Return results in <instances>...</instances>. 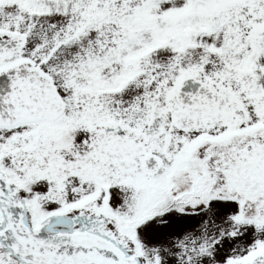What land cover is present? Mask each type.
Segmentation results:
<instances>
[{
	"label": "snow or ice",
	"instance_id": "obj_1",
	"mask_svg": "<svg viewBox=\"0 0 264 264\" xmlns=\"http://www.w3.org/2000/svg\"><path fill=\"white\" fill-rule=\"evenodd\" d=\"M0 264H264V0H0Z\"/></svg>",
	"mask_w": 264,
	"mask_h": 264
}]
</instances>
